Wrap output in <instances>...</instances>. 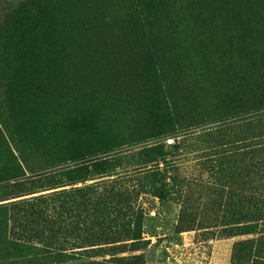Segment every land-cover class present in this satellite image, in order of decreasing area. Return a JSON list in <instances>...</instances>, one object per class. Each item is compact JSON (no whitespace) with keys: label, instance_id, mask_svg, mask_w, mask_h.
<instances>
[{"label":"rangeland","instance_id":"obj_1","mask_svg":"<svg viewBox=\"0 0 264 264\" xmlns=\"http://www.w3.org/2000/svg\"><path fill=\"white\" fill-rule=\"evenodd\" d=\"M0 264H264V0H0Z\"/></svg>","mask_w":264,"mask_h":264},{"label":"trees","instance_id":"obj_2","mask_svg":"<svg viewBox=\"0 0 264 264\" xmlns=\"http://www.w3.org/2000/svg\"><path fill=\"white\" fill-rule=\"evenodd\" d=\"M83 168L82 167H80L78 170H82ZM82 189V188H81ZM81 189H76L75 191H78V192H80V190ZM120 213H121V210H120Z\"/></svg>","mask_w":264,"mask_h":264}]
</instances>
